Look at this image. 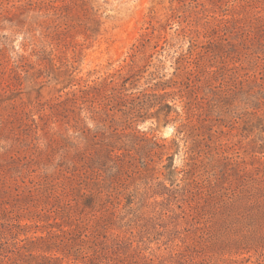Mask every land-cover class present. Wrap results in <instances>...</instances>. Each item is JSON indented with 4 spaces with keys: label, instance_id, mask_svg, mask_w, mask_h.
Segmentation results:
<instances>
[{
    "label": "rangeland",
    "instance_id": "1",
    "mask_svg": "<svg viewBox=\"0 0 264 264\" xmlns=\"http://www.w3.org/2000/svg\"><path fill=\"white\" fill-rule=\"evenodd\" d=\"M0 264H264V0H0Z\"/></svg>",
    "mask_w": 264,
    "mask_h": 264
},
{
    "label": "trees",
    "instance_id": "2",
    "mask_svg": "<svg viewBox=\"0 0 264 264\" xmlns=\"http://www.w3.org/2000/svg\"><path fill=\"white\" fill-rule=\"evenodd\" d=\"M131 78V77H130ZM130 78L128 79H125L124 83L122 84V87H124L125 83L127 82V80H129ZM114 88V87H113ZM114 97V95L112 96V98ZM151 98H162L161 95H157L156 93L155 94H148L146 92H143L141 93L139 96L136 97V99L139 100V103L136 105V106H131L130 107V110H133V111H136L137 113H141L145 108H144V104H143V100H148V99H151Z\"/></svg>",
    "mask_w": 264,
    "mask_h": 264
}]
</instances>
